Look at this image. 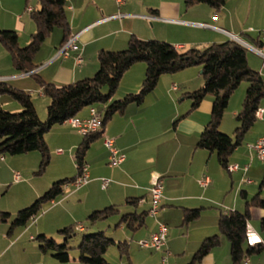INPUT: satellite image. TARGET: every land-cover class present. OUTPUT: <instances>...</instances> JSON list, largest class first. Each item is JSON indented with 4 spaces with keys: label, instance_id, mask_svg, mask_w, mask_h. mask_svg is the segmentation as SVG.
Wrapping results in <instances>:
<instances>
[{
    "label": "crops",
    "instance_id": "crops-1",
    "mask_svg": "<svg viewBox=\"0 0 264 264\" xmlns=\"http://www.w3.org/2000/svg\"><path fill=\"white\" fill-rule=\"evenodd\" d=\"M27 3L34 7L29 0ZM25 5L26 0H0V12L3 13L0 17V29L15 31L19 45L23 44L21 40L29 42L30 35H26L25 30L33 32L35 29L29 13L27 12L28 16L23 15ZM258 6L261 8L258 21H251L252 16L257 14ZM66 15L70 33L77 35L76 42L81 49L82 64L75 65L72 56L64 58L57 55L62 41V33L59 32L51 42L42 43L38 53L44 55L38 56L40 64H35L36 68L33 70L42 79L57 86L92 76L98 69L97 52L100 49H124L132 34L140 39L169 42L178 50L205 47L214 42L225 41L230 39L228 33L245 35L254 45L252 39H256L258 30L264 28V0H225L218 11L203 3L185 7L184 0H126L121 6H117L114 0H66ZM251 26L257 28V32ZM253 53L255 56H247L248 64L264 79V62L259 64L255 60L259 55ZM198 68L200 66L193 65L176 72L178 74H162L156 87L146 95L142 103H130L122 113L114 114L105 124L103 132L105 136L112 138L113 145L124 155V161L115 166L108 165L109 152L101 136L86 151L89 181L79 188L68 187L74 190L63 192L65 196L62 200L68 199L75 192L79 201L85 200L86 206L83 209L88 214L105 206L116 205L119 213L112 218L116 220L123 213L148 210L150 178L153 174L159 175L163 185L160 208L154 217L147 215L145 224L141 227H144L143 230L138 229L135 232L139 239L148 238L157 230L156 222H164L168 233L166 244L159 252L168 255V258L174 256L176 260L192 259L205 237L219 233L217 221L220 212H242L245 201L256 193L264 200V161L257 159L255 152L247 148V144L264 135V112L261 118H256L244 135L242 143L229 156L228 164H237L239 168L232 172L227 171L219 164L214 151L195 147L204 125L209 120L212 106L211 95H206L199 106L192 110L191 103L185 102V99L191 101L186 93L203 84L200 76H197ZM144 69V64L138 62L126 70L112 99L137 91ZM198 75H201V71ZM0 77L6 82L8 79L23 77L18 80L22 82L21 85L17 86L30 93L34 106L36 99L31 95L34 94L33 91H36L38 97L44 98V111L37 114L40 119L46 115L48 98L40 92L36 82L30 80L29 73H20L12 67L10 56L1 44ZM173 84L177 86L175 90L172 89ZM158 91L160 94H157ZM178 93L179 103L175 100ZM0 107L11 111L21 109L18 103L14 104L8 96L1 95ZM259 107L264 110V100ZM86 108L76 117H86L89 107ZM238 110L234 107L231 117L223 115L219 126L222 132L232 134ZM72 129L74 128L67 122L53 126V132L46 134V144L52 146V142L57 145L52 141L55 137L58 144L65 142V146H69L68 152H71L78 142ZM59 148L55 149L54 156L62 159L65 151L57 153ZM13 159L0 157L2 184L10 174L14 180L15 172L11 170ZM244 165L247 166L245 171L242 169ZM102 177L111 180L104 189L106 191L99 187ZM204 177L208 182L206 186H201L199 180ZM40 192L41 190L33 188L32 196L37 198L42 194ZM127 198L139 199L134 205L128 204ZM185 208H201L199 217L183 224ZM3 210L0 206V211ZM249 213L247 223L264 239V228L261 226L264 207L252 206ZM44 216H41L37 224L35 216L31 226L18 231L9 230L10 216L7 220L0 221V264L37 262L36 249L30 247V254L24 252L29 249L26 246L31 244V241L27 243L26 240L35 239L41 233L34 237V230H44L41 225L46 223L42 220ZM69 217L77 219L70 212ZM51 220L48 219V222ZM42 233L46 234L45 231ZM219 238V244L193 264H232L228 241L222 235ZM262 247V251L253 254L257 256L251 255L239 264H264V246Z\"/></svg>",
    "mask_w": 264,
    "mask_h": 264
},
{
    "label": "trees",
    "instance_id": "trees-1",
    "mask_svg": "<svg viewBox=\"0 0 264 264\" xmlns=\"http://www.w3.org/2000/svg\"><path fill=\"white\" fill-rule=\"evenodd\" d=\"M37 5L28 11L35 29L30 33L27 45L20 46L17 33L13 30L0 29V44L8 52L12 67L20 73H29L35 80L40 92L48 98L46 117L41 120L36 112L30 93L13 87L6 81L0 82V94L6 93L21 107L20 111L11 112L0 107V157L5 154L17 155L30 151H39L40 162L36 171L40 174L49 163V150L45 141L46 133L55 125L62 124L71 117H76L86 107L94 106L101 113V127L114 114H120L130 103L140 104L148 93L157 85L162 74H173L187 67L198 65L201 68L203 84L187 92L190 98V110L199 106L206 95L212 96V106L208 122L204 125L195 147L214 151L219 164L226 169L233 150L242 143L244 135L256 121L255 111L264 100V79L261 74L250 67L246 49L235 40L227 39L214 42L205 47H189L178 50L173 44L158 39H140L130 35L127 45L121 50L100 49L97 52L98 69L90 77H85L68 84L57 86L47 82L33 70L36 68L34 57L44 40L54 28L62 33L61 45L70 36L69 21L66 15V0H36ZM26 0L25 10L28 7ZM203 3L218 11L225 0H184L185 7ZM259 31V30H258ZM253 46H260V36L252 39ZM144 64V76L140 87L120 98L112 99L120 80L126 70L133 64ZM247 83L241 107L235 114L236 126L232 134L219 129L229 99L242 82ZM106 91H102V88ZM184 116V114L182 115ZM180 116V117H182ZM100 131L82 135L74 151L76 174L53 181L51 185L28 206L17 210L10 220L9 230L25 226L30 219L48 203L63 194V185L73 180L78 174V167L85 162L86 151L91 143L101 137ZM86 163V162H85ZM139 198H127L128 204H137ZM252 206L264 207V200L259 193L245 201L242 212L230 210L220 212L217 227L218 234L205 237L192 255L191 263L201 260L220 242V235L229 244V255L232 264H239L245 258L262 251V245L248 246L245 243L244 231L250 217ZM201 208H185L183 224L194 221L200 215ZM119 213L116 205L105 206L91 211L86 221L90 224ZM147 211L127 212L120 215L116 226L123 225L135 232L145 224ZM10 213L0 211V221L9 218ZM264 228V218L261 219ZM76 225L62 227L57 232L62 242L57 243L53 237L43 233L35 237L41 253H51L60 262H67L68 241L77 234ZM116 244L120 254L128 258L127 243L115 242L102 231L82 234L78 250V261L86 264H109L104 258L108 247Z\"/></svg>",
    "mask_w": 264,
    "mask_h": 264
},
{
    "label": "rangeland",
    "instance_id": "rangeland-1",
    "mask_svg": "<svg viewBox=\"0 0 264 264\" xmlns=\"http://www.w3.org/2000/svg\"><path fill=\"white\" fill-rule=\"evenodd\" d=\"M29 2L30 4L34 6L37 5L36 0H29ZM260 12H261V8L260 6H258V9L256 12L257 14L255 16H252L251 21L257 22ZM2 14L3 13L0 12V17ZM23 15L28 16V13L26 10L23 12ZM30 24H31V31H32L33 29L32 23ZM251 28L257 32V28L255 29L254 26H251ZM59 32H61L59 28L57 27L54 28L53 31L50 33V35L44 40V42H51V39L53 38L54 40V38H56ZM30 33L31 32H28L27 30H25L26 35H30ZM239 36L241 40L246 43V45H243L246 49V55L247 56L253 55L254 54L253 50L248 46V45L250 46L252 45L250 43L251 41L245 35H239ZM22 41H25V40H21V43L23 44L20 46L27 45V42H22ZM38 52L36 53L34 57V64L36 65L40 64V60H37L38 56H41V54L44 55V53H38ZM255 58H256L255 60H257L259 64L263 61L262 57L260 56L255 57ZM196 71H197V76H200L203 82V78L201 77V75H198V72L201 71V68H198ZM194 77L195 76H193V78ZM21 78L23 77H19L17 79H8L7 81L10 85H13V87L15 86L17 88L18 87L17 85H21L22 83L21 81H18ZM30 80H32V82L33 81L35 82L32 76L30 77ZM198 82H199V78L197 79V83ZM246 86H247V83L245 81H242L232 93L229 99L228 105L226 107V110L224 112V115L226 117L232 116L231 111L234 107H237L238 109H240ZM30 90L33 91V89H30ZM102 91L105 92L106 88L105 87L102 88ZM116 92L114 94H116ZM33 93L34 94L31 93V95L33 99H36V105H35L36 107L35 109H37L36 112L42 113L45 107V103L43 100L45 99L42 97H38L36 91H33ZM157 94H160L159 91L157 92ZM0 95L8 96L14 104H17V102L13 100L8 94L1 93ZM175 100H177V102L179 103V100H180L179 93L176 96ZM185 102H188V104L191 103V101L189 102L188 99H185ZM180 103L182 104L183 102H180ZM86 109L87 108H85L84 110ZM7 111H11V110H7ZM16 111L17 110H12L11 112H16ZM45 117L46 115L43 116L41 120H44ZM72 130L74 132L73 135H75L78 138L77 140L78 142L76 143V146H77L82 138V134L77 132L76 129H72ZM51 132L53 131H51L50 129L46 134H49V133L51 134ZM45 138H46V135H45ZM52 141L53 143L57 145L52 144V142H51V145L53 146V148L49 144L47 145L48 150H49V163L40 174L36 173V171L39 168V162H40L39 151H30L27 153L17 154V155H8V154L4 155L6 159L11 158V157L14 158L13 164L11 165V170L13 169L14 172H17L20 175V180L17 182H15L13 178H11V174L9 177H6V179L4 180L5 182L4 184H2L3 182H1L0 180V206L3 207L4 209L3 211L10 212V220L13 218L17 210L28 206L35 199L34 198L35 195L32 196L33 188H37L38 190H41L40 193H43L51 185L53 181H56L58 179H63L66 177H72L76 174L77 171H76V166L74 162V151H75L76 146H74L71 152H68L69 146H65V142L58 144L57 143L58 140L55 137H53ZM58 147H60L61 149L65 151V154L63 155L64 157L62 159L54 156L55 149ZM68 187H71V186H68ZM99 187L102 191H106L104 190L105 188L103 189L101 187V185H99ZM67 188H63V191L65 193H68L69 190L72 189V188H68V189ZM64 196L65 194L63 193L61 196H59L58 198L54 200V203H50V202L46 203L42 207V209L36 214L35 224H37L38 221H40L39 219L41 218V216H44V214L47 212L45 216L43 217L44 219L42 218V220L46 221V223L41 224L44 227V230H37L36 232L34 230V233H35L34 237L38 233L40 232L42 233L43 231H45L46 232L45 235L53 237L57 243H61L63 238L57 231L61 229L62 227H65L68 225L77 226L78 224H80L84 228V230L77 231V234L72 236L70 240L68 241L67 245L69 247L68 249L69 260L67 262L58 261L57 259L52 257L51 253L49 252L45 254L41 253L40 250L38 249L36 240L28 238L26 241L27 243L31 241V244H28L26 246V247H29V249H26L24 254H28V253L30 254L32 252L30 250V247L36 249L35 252L37 253V259L35 261L37 262H34L35 264H50V263L51 264H86V263H82L78 261L79 254H78V250L76 247L80 242L82 234L96 232L99 230H102L106 234V236L114 239L116 243L123 242V241L127 243L128 258L125 255L122 256L120 254L119 249L116 244H112L108 247L106 253L104 254V258L107 260L109 264H190L191 258H188V259L182 258V259L176 260L174 256H171L170 258H168V255L166 254L162 255L159 251H154L148 248L140 247L137 243L139 238L136 232H131L126 227L116 226V223L119 220L120 215H118V217L115 218L116 220L112 219L114 217V214H113V215H110L106 219L98 220L94 222L93 224H90L88 221H86V217L88 213H86L83 209L84 206H86L85 200L79 201V197L75 192L68 199L62 201ZM69 212L72 214H75L77 219H72V218L70 219ZM50 218L52 220L48 222V219ZM32 221L33 220L30 219L25 226L15 227L14 230L18 231V230L24 229V227L26 226H31V224L34 223ZM159 222L164 223L161 220H159ZM156 223L158 224V222ZM143 229L144 227L139 230H143ZM22 256L23 255H21V257ZM253 256H257V255H253ZM24 258L28 259V257H24ZM22 259L23 258H21V260Z\"/></svg>",
    "mask_w": 264,
    "mask_h": 264
},
{
    "label": "built area",
    "instance_id": "built-area-1",
    "mask_svg": "<svg viewBox=\"0 0 264 264\" xmlns=\"http://www.w3.org/2000/svg\"><path fill=\"white\" fill-rule=\"evenodd\" d=\"M126 0H114L117 6H121L125 3ZM31 7L28 6L26 11H30ZM119 16V14H118ZM251 31V30H250ZM258 35L261 39L260 46H253L248 45L253 52L258 54L262 57L264 62V28L258 31ZM230 39L237 41L241 45H246L239 36V34H231L228 33ZM77 35L70 34L67 40L58 48L57 55H61L64 58H69L72 56L74 64L80 65L83 62L81 49L76 42ZM4 81L3 78L0 77V82ZM177 86L175 84L172 85V89H176ZM264 110L260 107L257 108L255 111V117L261 118L263 115ZM101 113L97 110L96 107L91 106L89 108V113L86 117H71L67 119V122L71 127L76 129L77 132L80 134H88L95 131H100L103 137V144L107 148L109 155H108V165L115 166L124 161V155L119 153L118 149L113 145L112 138L105 136L103 129L101 127ZM247 148L250 151L255 152V156L257 159L264 161V135L258 137L253 143L247 144ZM57 153H63V149L59 148L56 150ZM78 167V174L77 176L71 180L70 182L63 185V188H67L68 186H72L74 188H79L80 186L85 185L89 181V173H88V165L87 163H82ZM239 166L237 164H228L226 166V170L232 172L238 169ZM242 169L245 171L247 166H242ZM14 180L19 181L20 175L19 173L15 172ZM109 178H100L101 187L104 189L110 183ZM207 178L204 177L199 180V184L201 186L207 185ZM162 178L159 175L153 174L150 178V184L148 188L149 193V208H148V215L154 217L159 208L160 203L162 201ZM51 203H54L52 201ZM34 219V218H33ZM77 230H82V226L78 224L76 226ZM168 228L164 223L158 222L157 230L149 235L148 238H142L137 241L138 245L142 248H148L154 251H161L162 248L166 244ZM244 238L245 243L248 246H255V245H262L264 246V239L247 223L244 231ZM164 260V259H162Z\"/></svg>",
    "mask_w": 264,
    "mask_h": 264
}]
</instances>
